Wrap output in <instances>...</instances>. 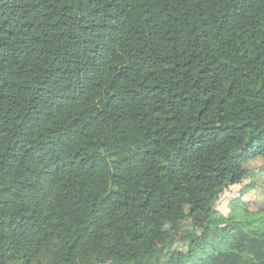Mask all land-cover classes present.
I'll use <instances>...</instances> for the list:
<instances>
[{"label":"trees","instance_id":"trees-1","mask_svg":"<svg viewBox=\"0 0 264 264\" xmlns=\"http://www.w3.org/2000/svg\"><path fill=\"white\" fill-rule=\"evenodd\" d=\"M256 159L264 0H0V264H264Z\"/></svg>","mask_w":264,"mask_h":264},{"label":"rangeland","instance_id":"rangeland-1","mask_svg":"<svg viewBox=\"0 0 264 264\" xmlns=\"http://www.w3.org/2000/svg\"><path fill=\"white\" fill-rule=\"evenodd\" d=\"M238 167L242 166L243 160H238ZM264 165V159H256L247 164V168L253 169V170H259ZM250 184V181L245 182L243 185H238L231 187L227 193L222 197L220 202L217 205V208L224 212L225 214L229 211L228 210V204L231 200L238 199L243 196L245 202L247 203L248 208L253 209L255 208V205L258 206L259 203H261V189L262 185L264 184V175L260 178L258 182V187L256 190H252L248 192V194H243L245 191V188L247 185Z\"/></svg>","mask_w":264,"mask_h":264}]
</instances>
